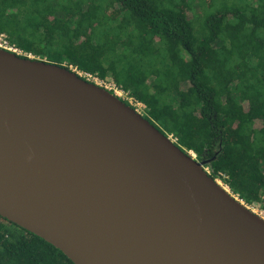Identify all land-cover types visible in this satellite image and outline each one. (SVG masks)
<instances>
[{"label":"water","instance_id":"95a60500","mask_svg":"<svg viewBox=\"0 0 264 264\" xmlns=\"http://www.w3.org/2000/svg\"><path fill=\"white\" fill-rule=\"evenodd\" d=\"M0 216L75 264H264V217L132 103L0 47Z\"/></svg>","mask_w":264,"mask_h":264},{"label":"trees","instance_id":"16d2710c","mask_svg":"<svg viewBox=\"0 0 264 264\" xmlns=\"http://www.w3.org/2000/svg\"><path fill=\"white\" fill-rule=\"evenodd\" d=\"M0 33L20 55L121 86L264 211V0H0ZM0 264L75 263L0 216Z\"/></svg>","mask_w":264,"mask_h":264},{"label":"built area","instance_id":"2783aa9c","mask_svg":"<svg viewBox=\"0 0 264 264\" xmlns=\"http://www.w3.org/2000/svg\"><path fill=\"white\" fill-rule=\"evenodd\" d=\"M0 47L14 51L16 53H21V50L19 48H17L15 45L11 44V42L9 41L7 35L5 33H0ZM80 75H82V77H84L87 80H90L92 82H95L107 89H109L111 92H113L114 94H116L117 96H119L120 98L123 99H129L130 102L136 107L140 108V107H145L144 104L137 102L134 100V98L129 96V92H127L126 90H124L121 86L117 85L115 82L113 81H105L103 79H101L100 77L93 75L91 73L88 72H79ZM139 110V109H138ZM140 111V110H139ZM169 137L175 142L178 143V138L176 136H174L173 134H169ZM193 152V151H192ZM193 156L195 158H197V154L195 152H193ZM207 171L210 172L209 167H206Z\"/></svg>","mask_w":264,"mask_h":264},{"label":"rangeland","instance_id":"374dc122","mask_svg":"<svg viewBox=\"0 0 264 264\" xmlns=\"http://www.w3.org/2000/svg\"><path fill=\"white\" fill-rule=\"evenodd\" d=\"M137 107V106H136ZM138 108V107H137ZM139 110H140V112H142L143 114L145 113V111H144V107H140V108H138ZM224 186H226L227 188H228V186L227 185H225L223 182H222V180H220V179H218ZM253 209L254 210H256L259 214H261V215H263V210H261V209H259V208H254L253 207ZM263 217H264V215H263Z\"/></svg>","mask_w":264,"mask_h":264},{"label":"bare ground","instance_id":"6f19581e","mask_svg":"<svg viewBox=\"0 0 264 264\" xmlns=\"http://www.w3.org/2000/svg\"><path fill=\"white\" fill-rule=\"evenodd\" d=\"M255 211H256V210H255ZM256 212H257V211H256ZM257 213H258V212H257ZM260 215H261V214H260ZM263 215H264V212H263ZM263 215H262V216H263Z\"/></svg>","mask_w":264,"mask_h":264}]
</instances>
